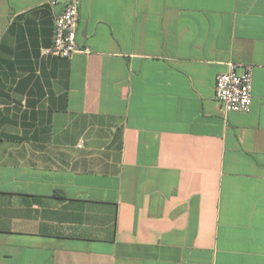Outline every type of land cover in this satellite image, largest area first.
I'll use <instances>...</instances> for the list:
<instances>
[{"label":"crops","instance_id":"1","mask_svg":"<svg viewBox=\"0 0 264 264\" xmlns=\"http://www.w3.org/2000/svg\"><path fill=\"white\" fill-rule=\"evenodd\" d=\"M64 3L0 0V264H264V0Z\"/></svg>","mask_w":264,"mask_h":264},{"label":"built area","instance_id":"2","mask_svg":"<svg viewBox=\"0 0 264 264\" xmlns=\"http://www.w3.org/2000/svg\"><path fill=\"white\" fill-rule=\"evenodd\" d=\"M50 8H54L57 0H47ZM80 0H65L63 9L54 16V28L51 46L46 55L69 59L81 50L76 42V29L79 21ZM214 98L226 113H247L252 102V68L229 63L225 72L215 78Z\"/></svg>","mask_w":264,"mask_h":264}]
</instances>
